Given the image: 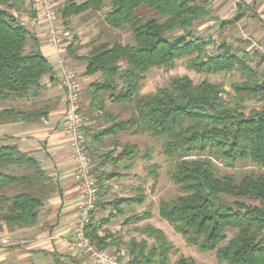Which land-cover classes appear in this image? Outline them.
I'll return each instance as SVG.
<instances>
[{"label":"trees","instance_id":"trees-1","mask_svg":"<svg viewBox=\"0 0 264 264\" xmlns=\"http://www.w3.org/2000/svg\"><path fill=\"white\" fill-rule=\"evenodd\" d=\"M105 7V24L115 30L128 28L133 42L94 45L87 56L77 58L84 64V76L99 74L101 78L88 87L90 109L113 121L98 138L128 132L158 140L163 155L173 164L169 178L180 193L159 202L158 216L186 245L200 253H214L218 263L264 264V174L220 175L215 167L234 168L248 162L264 168V108L245 113L247 101L264 102V76L258 65L252 67L248 53L226 43L209 53L212 41L194 35L195 23L210 17L208 0H65L57 15L67 21ZM31 11L30 0H0V106L36 99L41 81L54 75L39 51L38 40L22 22L23 16H34ZM231 23L221 22V26ZM180 59H186V68L196 74L236 72L244 81L233 83L231 91L225 92L221 85L206 81L195 85L183 76L172 78L167 87L151 94H141L142 81L152 68L169 70ZM103 97L116 105L131 106V119L110 116ZM47 111L10 107L0 110V121L32 122ZM136 150L126 145L116 159L131 161ZM148 157L142 158L147 161ZM18 169L29 174L16 175ZM102 181L97 177L99 187ZM51 183L34 158L16 145L0 142L1 224L34 226ZM5 190L14 194L6 196L2 194ZM142 203V198L111 202L114 207ZM118 214H124L123 210L117 209ZM93 215L88 237L100 249L123 247L128 264H201L184 257L171 262L173 248L157 228L142 227L138 231L145 238L131 237L122 243L121 236L102 230L106 221L93 223ZM149 219L150 212L132 214L123 224L137 225Z\"/></svg>","mask_w":264,"mask_h":264},{"label":"crops","instance_id":"crops-1","mask_svg":"<svg viewBox=\"0 0 264 264\" xmlns=\"http://www.w3.org/2000/svg\"><path fill=\"white\" fill-rule=\"evenodd\" d=\"M235 1L236 3L244 2L250 6L258 2V0ZM30 2L34 16H23L22 22L30 34L38 40L39 51L51 64L54 75L52 79L46 77L41 81L40 95L36 99L19 103L18 107L26 111L42 108L48 111L46 116L32 122L15 120L6 122L1 126L2 129L0 128V139L4 140L2 143L16 145L22 153L34 158L52 183L43 199L34 226L18 228L0 223V234L10 238L9 245L0 246V264H89L71 246L81 190L74 178L72 155L68 139L63 133L65 95L57 83L59 66L56 60L58 56H62L78 72L81 83V111L87 116L90 112L88 87L99 80V75L90 77L83 75L84 64L77 58L86 55L78 50V45H83L84 41L80 40L81 42L77 44L78 41L74 39L65 43L59 51L47 42V27L43 21L42 10L34 0ZM261 6L264 7V0L261 1ZM92 114L96 117L91 120L90 127L86 129V139L95 155L93 160L95 174L103 180L100 187L103 186L106 189L100 194L101 204L93 215V223L106 221L102 230H108L114 236H121L118 230L119 224L130 215L127 217L125 214L116 215L119 206L114 207L111 204L116 199L124 198L117 196L118 191L113 189L124 187L116 180L118 172L113 171L114 167H118L120 163L117 159L114 160L113 156L108 158L104 152L113 150L114 155L117 154L121 149L119 145L122 144L123 133L98 138V134L108 128L113 121L100 112ZM105 155L107 156L102 158ZM102 161H104L103 164H101ZM14 173L29 174L24 169H18ZM2 194L11 196L14 191L5 190ZM102 230L98 232L101 236Z\"/></svg>","mask_w":264,"mask_h":264},{"label":"rangeland","instance_id":"rangeland-1","mask_svg":"<svg viewBox=\"0 0 264 264\" xmlns=\"http://www.w3.org/2000/svg\"><path fill=\"white\" fill-rule=\"evenodd\" d=\"M64 1L65 0H55L56 10L62 7ZM71 1L81 3L83 0ZM261 1L262 0H258V2L250 6V4L244 3L243 1V3H236L235 0H208L210 17L195 23L194 35L212 41L207 50L209 53L215 51L216 47L222 43L230 44L237 50L245 51L250 56L251 66L256 67V65H258L257 68L260 74L264 76V7L262 8ZM107 9L108 7H105L99 12H89L79 17H72L67 21H64L58 15V27L61 31L69 33V37L65 39L64 44L74 39L78 41L77 44L84 41L83 45H78V50H81V53H85V56L88 55L91 47L94 45H112L114 43L131 44L133 41L128 28L115 30L105 24L104 16ZM241 14H243L242 18L235 21ZM225 21L232 23L221 26V22ZM64 61L76 71L65 59ZM186 62V59L177 60L173 68L169 70L152 68L142 81L141 94H151L159 88L167 87L172 78L183 76L188 77L195 85L204 81L221 85L225 92L231 91V85L233 83L244 81V77L236 72L229 74L199 75L188 70L186 68ZM100 79L99 75V80ZM88 98L90 101L89 95ZM103 99L105 101L106 111L110 116H114L117 120L131 119V106L116 105L108 101L106 97H103ZM245 105V113H248L251 109L259 110L264 108V102H258L255 98L247 101ZM18 106L19 103L16 102L4 103L0 106V110L10 107L18 109ZM89 111L88 115H91V119H89L92 123L91 120H94L96 115L93 116V111L91 109ZM85 113L87 112L85 111ZM9 121H12V119L6 118L1 120L0 128L2 129L1 126ZM121 142L122 144L119 145L121 149L117 154L115 153L114 155L113 150H107L104 153L108 154L111 152L110 156H113L115 160L126 145L136 146L137 150L132 156L133 160H118L120 164L118 167H114L115 169H113V171L118 172L116 180L124 187L113 189L118 191L117 196H122L124 198H142L143 203L141 205L124 204L123 206H119L118 209L123 210L126 217L132 214H142L144 212H150L151 214V219L140 222L137 225L119 224L120 229L118 230L121 232V237L123 239L122 243L128 242L131 237H135L138 240L145 238L138 229L145 226H152L161 230L167 241L171 244L173 248L170 253L171 262H175L179 258L184 257L191 258L195 262L201 264H226L225 262L218 263L214 253H200L193 246L186 245L182 236L175 233L168 223L158 216L157 210L160 201L170 200L180 195L177 186L169 178V173L172 171L173 164L163 155L160 142L147 135H132L128 132L123 133ZM89 150L94 160L95 155L91 150V146H89ZM145 154L149 156V160L147 161L142 158ZM215 167L220 175H232L241 172L264 174V168L254 166L248 162L236 164L234 168H227L223 164H215ZM150 170L153 171L152 174H150ZM99 189L100 202V194L106 189H104L103 186L99 187ZM248 204L254 205L257 203L248 202ZM125 219L126 218H124V221ZM98 235L101 237L99 233ZM0 236L6 235L0 234ZM153 243V239L148 240L149 245ZM113 249H120L126 252L123 247L116 248L115 246H112V249L109 248L105 250Z\"/></svg>","mask_w":264,"mask_h":264},{"label":"built area","instance_id":"built-area-1","mask_svg":"<svg viewBox=\"0 0 264 264\" xmlns=\"http://www.w3.org/2000/svg\"><path fill=\"white\" fill-rule=\"evenodd\" d=\"M41 8L43 21L47 27V42L59 51L69 33L58 27V15L55 0H34ZM59 74L57 83L65 95V112L63 115V133L68 139L74 166V178L81 190L73 225L72 248L82 255L89 264H128L126 252L120 249H100L88 237L87 229L91 216L97 211L99 185L94 173V161L86 139V129L91 125L90 119L81 111V83L78 73L67 65L62 56H58ZM10 238L0 236V246H7Z\"/></svg>","mask_w":264,"mask_h":264}]
</instances>
